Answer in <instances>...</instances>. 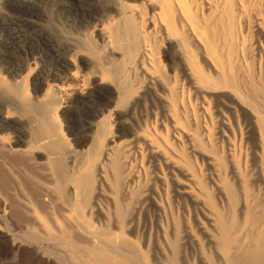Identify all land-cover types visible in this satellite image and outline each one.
Here are the masks:
<instances>
[{
	"label": "rangeland",
	"instance_id": "1",
	"mask_svg": "<svg viewBox=\"0 0 264 264\" xmlns=\"http://www.w3.org/2000/svg\"><path fill=\"white\" fill-rule=\"evenodd\" d=\"M36 1L45 11L46 23L53 28L56 0ZM3 2L0 0V7ZM78 3L79 0L75 5ZM131 3L142 9L141 0ZM188 3L198 38L196 46L199 47L175 23L174 50L180 52L181 58L174 54L165 57L164 45L157 47V75L164 90L149 88L148 80L141 77L139 70L130 72L127 78L131 77L134 92L126 100L116 92V103L111 108L121 99L125 100L120 103L122 107L118 113L106 111L99 117L101 121L106 116L101 121H104L103 135L97 134V139L104 137L86 144H78L67 126L65 114L70 112L67 103L57 107L55 104L56 108L51 106L54 111H50L52 100L48 94L44 96L49 88L47 85L36 96L33 87L36 69H31L34 63L29 61L30 65H27L24 60L25 65L8 64L5 61L8 39L4 35L6 26L0 24V55L3 59L0 62V91L10 83L20 85V95L13 93L19 105H11L22 109L14 114L18 116L16 119L25 123L29 121L28 117L36 116L42 125L47 121L45 125L52 132L47 130L55 135L54 138H63L69 150L96 152L93 157L89 151L86 154L93 160L95 170L102 165L106 170L104 174L110 175L105 185L110 203L105 204L114 215L106 208L104 214L106 218L110 217L104 222L97 219L96 207L93 210L94 195L87 204L85 215L87 213V219L92 215L95 217H90L91 226L115 230L118 241L125 238L134 246L141 264H222L221 257L215 253L216 241L212 245L208 238L218 235L221 223L230 225L234 233L242 226L247 227L264 206V0H190ZM146 7L148 12L151 5ZM153 7L157 10V5ZM75 11L68 22L74 23L75 29L79 25L85 29L89 15L77 7ZM93 25L91 23L87 28ZM84 32L87 33V29ZM99 45L102 46V42ZM82 52L85 55L82 60L74 59L73 67L80 68V74H88L89 81L93 77L89 74L91 66H82L81 61L95 63L96 59L93 61L89 52ZM201 53L205 55L204 60ZM43 64L47 70L54 67L53 60L46 58L39 61L37 69ZM8 68L15 69L14 77L9 76ZM108 81L117 87L116 80ZM0 100L5 102L6 98L0 96ZM33 101L40 109L32 115L29 102ZM120 119L127 122L126 134L122 132L126 128L119 123ZM2 136L0 134V153L4 157L23 153L25 147ZM110 146H115L118 152V170L112 168ZM43 153L39 159L34 157L32 150L25 154L35 168L30 176L35 179L34 190L40 192V196H36L38 203L31 202L33 199L20 183L19 175H10L12 183L8 187L6 183H0V264H84V259L91 262L83 252H69L27 236L38 231L47 234L46 224L53 232L61 228L60 222L72 224L70 207L63 202L67 192L63 191L64 196L55 187L56 181L45 155L48 153L45 150ZM26 157L21 160H27ZM65 159V164L69 165V159ZM89 210L94 214L89 216ZM95 229L92 231H98ZM77 230L74 232L82 237L77 238L83 241L79 247L87 249L97 245V241L87 235L88 229L85 236L83 230ZM117 234H121L120 238Z\"/></svg>",
	"mask_w": 264,
	"mask_h": 264
},
{
	"label": "bare ground",
	"instance_id": "2",
	"mask_svg": "<svg viewBox=\"0 0 264 264\" xmlns=\"http://www.w3.org/2000/svg\"><path fill=\"white\" fill-rule=\"evenodd\" d=\"M76 1L78 0L55 1V13L52 15L54 25L53 28H50L46 23L48 20L46 21L45 11L36 0H4L0 7V24L6 26V33L4 34L6 37H4L6 40L8 39L5 46L6 49H4V57H7L5 61L8 64H21L24 60L27 65H30L29 61L34 63L35 66L31 69H36L33 76V87L36 96L42 93L47 85L49 88L45 91L44 96L48 94V97L50 96V100H52L51 105H48L51 109L50 111H54L51 106L55 104L57 107L63 102L67 103L70 106L68 107L70 112L64 113L67 116L65 118L67 126L72 131L73 138L78 144H86L88 141L91 142L101 138L99 136L97 139V134L103 135L101 129L104 128H102L104 121H101L106 116L101 121L99 117L101 115L104 116L106 111H109V114L118 113V110L122 107L120 103L134 92L132 79H130V76V80L127 78V75L131 74L130 72H138L139 70L141 77L148 80L149 88L156 87L159 91L164 90L162 81L157 75V47L161 44L164 45L163 55L165 57L170 54L173 56L174 54L175 56L177 55L176 57L179 55L181 58L180 52L174 50V47H176L174 46L176 43L174 36L177 34L175 23L188 33L189 38L195 42V46L196 42L198 43V38L195 34L196 28L192 20L191 4L188 3L190 0H141L142 9L135 8L136 6L131 3L138 0H79L78 5H75ZM143 5H151L148 12V8L146 6L143 8ZM154 5H157V10L153 7ZM76 7L83 9L89 15L90 21H86V23H88V26L93 23V27L89 29L87 26L84 29L81 26V29L79 25L78 29H75L74 23L70 24L68 22L73 13L76 12ZM86 29L87 33L84 32ZM99 42H102V46L99 45ZM196 47H199L198 44ZM82 51L89 52L91 59L94 58L93 61L96 59L95 63L81 61L82 66H91L89 74H92L93 77L89 81L88 74H80V68L73 67L74 59L82 60L85 55ZM201 54L204 60L205 55ZM46 58L53 60V69L47 70L44 64L37 69L39 61L43 62ZM31 59H34V61ZM1 61L3 59L0 55ZM50 62L52 63V61ZM13 70H9V68L7 70L10 77H14L16 74ZM110 79L116 80L117 83L113 82L116 83L117 87L108 81ZM51 81L55 83L53 84L52 82L50 84ZM19 87L20 85L18 84L10 83L1 87L0 91V96L6 98L5 102L0 100V134L1 136L3 135L2 137L6 136L12 140L15 145L25 147L22 150L23 153L18 154L22 156L21 158H19L20 156L17 158V154V156L10 158L9 156L4 157L0 153V158L2 159L0 160V183L3 184L2 182H4L8 187V184L12 183L10 175H19L20 183L26 189L27 194L32 197L33 200L31 202L34 204L36 198L40 196L38 195L40 192L36 193L34 190L35 183L33 182L35 179L33 180L30 175H33L35 168L33 167L34 165L31 166V162L29 163L26 155L32 150L35 154L34 157L36 156L39 159L40 154L45 150L48 153H45V155L50 166L49 169L51 168L50 171L53 172L52 175L56 181L55 185L57 186L55 187L59 189L58 191L67 192L66 196L64 192L62 193L65 196L63 202L70 207L68 209L71 218L68 217V219H72V224L70 225L60 222L62 226L57 232H53L50 229V225H47L46 222L47 234L42 235L38 231L35 234L28 233L27 236L33 241H47L55 246H60V248L63 247L69 252L76 250L83 252L91 258V262L84 259V264H141L134 246L128 244L125 238H121L118 241L115 230L103 229L101 228L102 226H99L100 229L96 225L91 226L93 223L91 224L92 220H89L90 217L91 219L94 217L92 210H89L88 214L93 217L90 216L87 219V213L85 215L86 209H88L86 208L87 204L93 195L95 198L93 210L96 207L95 215L97 219H102L104 222L110 217L109 214L112 213L108 208L110 206L105 204L110 201H108L109 198H107L105 192V185L108 184V176L110 175H105L106 170L103 169L102 165H99L95 170L94 163H92L93 160L90 157H93L96 152L93 154L87 150L92 155L89 157L85 150H76L75 152L69 150V145L63 138H54L55 135L48 131L52 132L50 128L48 129V125H45L47 121H45L46 117L43 114L45 118L43 117L42 119H45L43 120L45 121L43 124L45 126L40 124L41 119L39 120L36 116L28 117L29 121L25 123L18 121L20 119L17 120L18 116L14 114L22 109L20 106V109L16 108L19 105V101L17 102L13 93L20 95ZM117 88L120 90L118 91ZM116 92L125 100L122 101L119 96L118 99H121V101L118 100L119 102L111 108L116 103ZM52 96L55 99H52ZM14 103H17L16 107L11 106ZM45 104L43 107L45 106L46 108ZM25 106L27 107V103ZM37 106L35 101L29 102L30 110L33 112L31 113L32 115L40 109ZM30 110L28 109V111ZM42 110L44 111V109ZM120 121L119 123L126 128L122 132L126 134L127 122L125 119H120ZM99 142L100 140L97 146H99ZM12 143L11 146L14 147ZM91 144L93 146V143ZM110 149L112 150L111 155L113 156L114 164L112 168L118 170V152H116L115 146H110ZM0 151H2L1 148ZM24 151H27L26 155ZM25 157L28 162L27 160H21ZM65 158L69 159V165L65 164ZM22 173L28 178L25 179L26 177ZM1 186L3 187V185ZM37 201L36 203H38ZM35 206L37 205L35 204ZM106 208L111 211L109 213L107 209V214L109 213L107 218L106 213L104 214ZM258 215L256 220L252 218L249 221L250 225L248 224L247 227L242 226L243 228L241 227L236 233H234L230 225L221 223L220 225L218 224L219 229L217 232L219 236L211 237L208 235L210 236L208 238L209 243H212V245H214L215 241L217 243V246L215 244V253L221 257L222 264H264V206ZM115 216L112 218H115ZM113 221L116 223L115 219ZM71 222L69 221V223ZM95 227L98 228V231L93 232L92 230ZM91 228L93 229L91 230ZM76 229L83 230L84 236L85 232L89 231L87 235H91L97 241V245L95 244V247L87 249L79 247V243L83 241L79 240L82 238L78 237L80 234L77 235V232H74ZM81 235L83 236V234ZM120 235L117 234L119 238ZM213 238H216V240ZM118 242L121 243L120 246H117Z\"/></svg>",
	"mask_w": 264,
	"mask_h": 264
}]
</instances>
